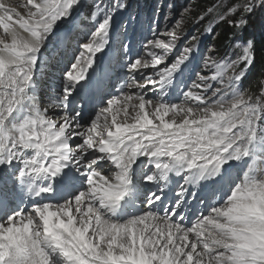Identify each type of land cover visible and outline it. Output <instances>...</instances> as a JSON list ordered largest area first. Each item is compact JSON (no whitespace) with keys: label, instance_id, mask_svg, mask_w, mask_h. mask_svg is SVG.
I'll return each instance as SVG.
<instances>
[{"label":"snow or ice","instance_id":"6c2138e0","mask_svg":"<svg viewBox=\"0 0 264 264\" xmlns=\"http://www.w3.org/2000/svg\"><path fill=\"white\" fill-rule=\"evenodd\" d=\"M83 7L0 0V264H264V83L243 86L254 43L220 59L214 46L200 55L197 35L179 45L209 16L245 28L264 0L189 6L150 28L114 91L128 5L93 0L78 24ZM62 62L44 106L47 70Z\"/></svg>","mask_w":264,"mask_h":264},{"label":"rangeland","instance_id":"374dc122","mask_svg":"<svg viewBox=\"0 0 264 264\" xmlns=\"http://www.w3.org/2000/svg\"><path fill=\"white\" fill-rule=\"evenodd\" d=\"M84 2H86V4H84L83 9L85 8L84 10L87 11L85 13L86 15L84 14L85 11L82 12L84 16L82 20L80 19V21L83 22L82 24H87L90 22L89 21L90 6L92 5L93 0H86ZM125 2L127 3L128 7L126 10H124L123 12L119 13L116 16V24L117 26L120 25L124 26L123 28H121V32L124 35H122L120 39H122L125 44L129 45V51L127 53L124 50L122 51L119 45L120 51L117 53L115 59L112 53V59H114L113 68L115 70L124 69L123 65L118 64V61L124 57L123 54L125 55V58L127 59L128 62L129 56H132L133 52L136 53L141 50L142 47L141 42L142 41L146 42L147 39L152 38L150 28L163 31L164 25L166 23L174 22L177 18H179L182 9L191 6L190 0H125ZM250 16L256 18L260 17L264 21V10H257ZM78 17L81 18L79 15ZM168 17H171V21L168 20ZM199 28H200V22L199 23L189 22L185 27L186 34L183 35L182 39L179 41V45L183 46L187 44L193 35H197L199 37V42H200V47H199L200 55L201 56H208L210 54L214 55L213 53L209 52V49L213 48L210 44L211 43L210 34H204V32L201 33L202 30ZM64 30L67 31L66 26ZM125 35L127 39H124ZM161 38L167 39L166 37H161ZM69 39H70L69 35L64 37V45L68 44ZM73 44L76 48L77 39L73 41ZM50 51L51 50H49V53ZM70 52L72 51L70 50ZM119 53H121V58ZM235 54L236 53L234 52L233 56H235ZM97 55L99 56L100 54ZM69 59H73L72 53H70ZM125 68L127 67L125 66ZM63 70L58 73L60 79H61V75L59 74H62ZM149 70L151 71V69ZM118 74L120 75L116 77L114 81H112L111 83L110 91H114L115 89H118L120 86L119 82L121 81V73L119 72ZM127 77H130V75ZM117 78L119 79L118 82H116L118 80ZM54 88L57 89L56 86Z\"/></svg>","mask_w":264,"mask_h":264},{"label":"trees","instance_id":"16d2710c","mask_svg":"<svg viewBox=\"0 0 264 264\" xmlns=\"http://www.w3.org/2000/svg\"><path fill=\"white\" fill-rule=\"evenodd\" d=\"M214 2L215 0H190L191 6L197 10H203ZM192 14L195 16L197 12L194 11ZM247 20L245 28L235 29L229 27L226 22H214L209 16L200 22L199 29L203 33L207 27L213 28V32L210 34V44L218 50L217 59L226 57L230 52L233 55V47L237 42L253 41L255 59L243 80V86H251L250 91L257 93L261 84L264 83V80L261 79L264 78V21L260 17L252 16H247Z\"/></svg>","mask_w":264,"mask_h":264},{"label":"bare ground","instance_id":"6f19581e","mask_svg":"<svg viewBox=\"0 0 264 264\" xmlns=\"http://www.w3.org/2000/svg\"><path fill=\"white\" fill-rule=\"evenodd\" d=\"M84 1H86V0H84ZM83 1V4H86V2H84ZM5 2L6 3H9V4H12V5H21V4H23L24 2H25V0H5ZM86 7V6H85ZM85 9V8H84ZM83 8H81V10H80V12L78 13V15L81 17V18H79L78 17V15H77V20H76V22L78 23V24H82L83 22H81L80 21V19L82 20L83 19V16H84V14L86 13V11L87 10H84ZM88 9V8H87ZM18 10L23 14L24 12H25V10L23 9V8H19L18 7ZM85 11V12H84ZM82 12H84V14L82 13ZM86 15V14H85ZM66 27H67V31L70 29V27L71 26H69V25H65ZM69 42H68V44H66L65 46L67 47V49H68V57L70 56V53H72V56H73V52H74V50H75V53H76V55L78 56L79 54H78V50H77V47L75 48V46H74V44H73V41L75 40V39H78V37H77V34L75 33V32H70L69 34ZM115 48H116V51H114L113 52V56H114V59L116 58V55H117V53L120 51V49H119V44H116L115 46H114ZM51 51H50V53L49 54H51L52 53V50L54 51V48L53 49H50ZM70 50L72 51V52H70ZM122 51H123V49H122ZM138 52H136V53H133V56L135 55V54H137ZM120 54V58H121V53H119ZM111 56H112V53H111ZM123 58L122 59H120L119 61H118V64L119 65H123V67H124V69H114L113 68V60L114 59H112V61H111V80L112 79H115L116 77H118L120 74H118L119 72L121 73V79H123V78H126L127 76H129V74H130V72H129V69L128 68H125V66L127 65V59L125 58V55L123 54ZM119 58V57H118ZM117 58V59H118ZM117 63V62H116ZM52 66V67H51ZM49 68H48V70H47V73H46V76H45V78H44V80H43V84H42V87H43V89H44V92L41 94L42 95V100H41V102H42V104L44 105V106H47V101L45 100V99H43V97L44 96H46V94H47V92H48V90H49V88H54L55 86H56V88L58 89V86L60 85V81H61V79L59 78V76H58V73L60 72V71H62L63 70V68H64V62H62L61 64H59V65H57V64H55V63H53L52 65H51ZM91 71V70H90ZM146 71H150L149 69L148 70H146ZM59 75H61V74H59ZM118 79V78H117ZM119 81V79L116 81V82H118ZM141 83H143V80H141L140 81ZM129 111H130V113H131V109H129ZM170 118V117H169ZM177 119L179 120L180 119V117H177ZM85 120H87V117H85ZM129 122H132L131 120H129Z\"/></svg>","mask_w":264,"mask_h":264}]
</instances>
